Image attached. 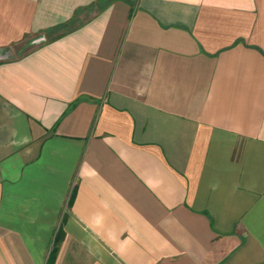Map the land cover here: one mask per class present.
<instances>
[{
	"label": "crops",
	"instance_id": "crops-1",
	"mask_svg": "<svg viewBox=\"0 0 264 264\" xmlns=\"http://www.w3.org/2000/svg\"><path fill=\"white\" fill-rule=\"evenodd\" d=\"M97 1L0 0V264H264V0Z\"/></svg>",
	"mask_w": 264,
	"mask_h": 264
},
{
	"label": "trees",
	"instance_id": "trees-1",
	"mask_svg": "<svg viewBox=\"0 0 264 264\" xmlns=\"http://www.w3.org/2000/svg\"><path fill=\"white\" fill-rule=\"evenodd\" d=\"M112 1H115V0H98L94 5H91L90 7H88V9L92 10L93 8L97 7L98 10H101L104 6H106L107 4H109ZM120 1L128 3V0H120ZM75 13H77V11ZM74 22H75V20L71 19L66 24H64L63 26H64V28H68L70 30L72 27H75ZM71 200H72V194L69 197L68 205L71 203ZM53 258H54V252H51L47 258V264H51Z\"/></svg>",
	"mask_w": 264,
	"mask_h": 264
}]
</instances>
